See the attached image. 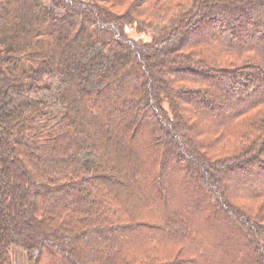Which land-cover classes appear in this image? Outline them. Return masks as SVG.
<instances>
[{
	"label": "trees",
	"instance_id": "obj_1",
	"mask_svg": "<svg viewBox=\"0 0 264 264\" xmlns=\"http://www.w3.org/2000/svg\"><path fill=\"white\" fill-rule=\"evenodd\" d=\"M13 246L264 264V0H0V264Z\"/></svg>",
	"mask_w": 264,
	"mask_h": 264
},
{
	"label": "rangeland",
	"instance_id": "obj_2",
	"mask_svg": "<svg viewBox=\"0 0 264 264\" xmlns=\"http://www.w3.org/2000/svg\"><path fill=\"white\" fill-rule=\"evenodd\" d=\"M131 35L133 37H139L142 36V38L144 39H148L149 36L145 35H140L137 32L135 33L134 31H130ZM258 174L261 173V171L257 172ZM255 180H251V183H254ZM191 202V201H190ZM136 248L138 249L139 247H141L140 249L143 250L145 249V244H137L135 245ZM160 251L166 250L165 247H159ZM146 250V249H145ZM174 250V249H171ZM9 260H10V264H28V256L27 253L20 247L17 246H13L9 252Z\"/></svg>",
	"mask_w": 264,
	"mask_h": 264
}]
</instances>
